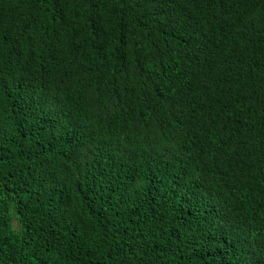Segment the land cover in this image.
Instances as JSON below:
<instances>
[{
  "label": "trees",
  "instance_id": "16d2710c",
  "mask_svg": "<svg viewBox=\"0 0 264 264\" xmlns=\"http://www.w3.org/2000/svg\"><path fill=\"white\" fill-rule=\"evenodd\" d=\"M0 264H264V0H0Z\"/></svg>",
  "mask_w": 264,
  "mask_h": 264
}]
</instances>
